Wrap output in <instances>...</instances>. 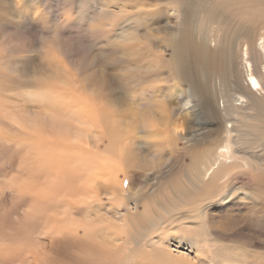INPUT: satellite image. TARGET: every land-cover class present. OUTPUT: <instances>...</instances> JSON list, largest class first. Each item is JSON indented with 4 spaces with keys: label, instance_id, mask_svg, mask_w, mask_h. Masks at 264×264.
Listing matches in <instances>:
<instances>
[{
    "label": "rangeland",
    "instance_id": "obj_1",
    "mask_svg": "<svg viewBox=\"0 0 264 264\" xmlns=\"http://www.w3.org/2000/svg\"><path fill=\"white\" fill-rule=\"evenodd\" d=\"M183 3L174 0L167 10L179 7L183 12ZM158 4L155 0H39L34 7L39 12L33 17L18 9L29 7L28 0H0V212L4 216L11 203L17 204L14 192L28 179L31 167L39 165L55 178L54 193L41 199L58 204L45 215L38 236L42 248L56 245L50 243L56 231L51 220L56 216L80 226L79 235L96 236L91 249L97 263L104 262L103 248L109 246L114 264H264V158H249L264 156V132L256 131L259 137L250 151L244 136L234 138L243 141L249 156L223 165L216 179L208 181L202 174V163L211 166L216 151L227 145V132L233 136L234 126L243 125L241 119L249 121L252 111L244 108L264 94L250 96L249 103L240 107L227 106L226 114L217 116L213 110L220 96L247 91L226 90L218 71L212 69L207 86L214 103L207 105L196 87L175 84L161 62L157 70L149 67L148 60L145 65L146 56L136 50L137 35L129 31L138 27L143 41L142 32H147ZM129 16L144 17L146 22L133 18L118 37L110 41L100 37H107ZM157 22L154 35L160 39L155 46L169 44L179 54L226 28L202 20L201 25L176 32L167 12ZM102 24L104 31L99 30ZM261 31L251 50L258 64L264 27ZM126 36L133 58L127 68L118 60H107L108 56L127 59L117 50ZM53 41L57 58L47 49ZM163 54L169 58V49ZM237 60L235 75L241 82L247 76L239 51ZM185 67L200 80L188 59ZM126 78L143 79L134 87L138 83L123 82ZM161 82L166 84L160 90H140ZM48 91L52 92L44 94ZM145 92L155 95L146 97ZM256 104L261 107L264 100ZM116 107L124 111L116 114ZM193 151L196 155L190 158ZM14 169L20 171L19 178L12 175ZM88 169L92 177L82 180L81 173ZM132 171L139 177L135 182ZM38 206L18 205L16 211L30 217ZM60 229L68 231L65 224ZM177 239L188 244L178 245ZM71 248V243L62 246L67 253ZM64 260L60 264H70Z\"/></svg>",
    "mask_w": 264,
    "mask_h": 264
},
{
    "label": "bare ground",
    "instance_id": "obj_2",
    "mask_svg": "<svg viewBox=\"0 0 264 264\" xmlns=\"http://www.w3.org/2000/svg\"><path fill=\"white\" fill-rule=\"evenodd\" d=\"M37 1L39 2V0H28L29 7L18 9L25 12L23 16L33 15L34 17L39 12L34 8L38 3ZM155 1L160 2V4L155 5L156 14L150 18L147 32H142L141 37H143V41L140 42V37H138V27H131V31H129L130 34L135 33L137 35V42L135 44L137 48L136 50L137 52H140L142 56H146L145 65L148 60L149 67H153L152 69L157 70V66L161 62L162 66L169 71L171 79L174 80L175 84L176 82L178 85L180 82H185L191 87H196L198 95L205 100L207 105L214 103L210 95V90L207 86L210 81V70L212 69L218 71L220 84L226 90L234 89L239 91L241 89L247 91V93L236 92L234 94L227 95L226 98L220 96V98L217 99V105H215L216 109L213 110L217 113V116L226 114L225 108L227 106L240 107L249 103L250 96H259L260 94H264V36H260L259 42L261 64L256 63L251 56V50L255 45L256 36L262 32L261 28L264 27V0H184L183 5H185V9L183 12L180 11L179 7H172L170 10H167L169 8L168 6H172L174 0ZM216 1H219L222 4L214 5ZM162 12H167L168 21L176 24V32H179L180 29L194 23L201 25L200 23L202 20L224 24L226 28L221 31L214 32L208 41H204L194 47L186 46L182 53L179 54L175 52L172 49L173 47L169 44L155 46L156 41L160 39L159 36L156 37L154 35V33H157L159 29L157 18ZM38 17H41V15ZM109 26L112 25L109 24ZM99 30H105L104 24L100 25ZM120 30L127 31V28L122 25ZM148 31H151L150 35L148 34ZM164 33L167 34L168 32L164 31ZM100 37L103 39L106 38L103 36ZM196 38L203 41L207 39V36L196 35ZM129 42L130 36H126L123 39L122 47L120 46L121 48L119 47L117 49L118 52L125 55L127 59L108 56L107 60L111 62L118 60L127 68L129 61H133V58L130 56L132 45H128ZM140 44L143 45L141 50L139 48V46H141ZM55 47L56 44L54 41L47 44V49H52L53 56L57 58L55 54L57 53ZM167 48L170 51L169 58H165V55L163 54ZM105 51L106 50L104 49L103 52ZM238 51L240 66L243 73H246L247 76V79L245 78V80H242L241 82H238L235 75V69L238 62ZM46 57L50 58V55H47ZM187 59L191 62L193 75L197 73V78L200 79L199 81H196L192 77L191 69L185 67ZM52 60L53 58H51V61ZM56 65L55 67H57ZM125 67L121 66L123 69ZM60 68L63 69L62 67ZM101 69L111 71L110 68H106L104 66H102ZM63 71L66 72L67 70L63 69ZM120 74L122 73L120 72ZM59 76L60 75L58 74V77ZM70 77L73 78V74H70ZM132 77L135 78V75ZM110 78H112V73L110 74ZM142 79L143 78H137L135 81L132 79L131 81H128L126 78L121 80L131 85H136L138 83L134 86L138 87L139 82ZM165 84V82L150 86H147L146 84V86L141 87L140 90H160L165 86ZM51 92L52 91H48L44 94ZM92 92H94L97 97L96 99H98V89L94 88L92 89ZM260 98L264 100V96L258 98L254 97L251 99L249 106L244 108L245 110L252 111V113L249 114V121L244 122L241 119L243 125L241 128L236 125L234 126L233 136L227 132V145H224L221 149L216 151V159L212 162L211 166L207 167L205 166V162L202 163V174L208 181L216 179L222 171L223 165L236 163L237 157L248 155V152L245 153L242 148V145L244 144L243 141L237 139L235 140L234 138L244 136L245 144L250 151L253 148V144L257 142V138L259 137V134L256 131L260 133L264 132V105L258 107L256 104V100ZM123 111V108H115L116 114ZM204 111H206V109ZM222 111L223 113H221ZM100 116H104L102 112H100ZM213 120L214 119H212V121ZM258 122L261 123L260 126H257ZM40 125H46V121ZM52 131L54 133V126H52ZM231 141L237 146V150H232L234 146ZM195 155L196 151H193L191 156L188 153L190 158H193ZM262 155H264V153ZM249 158L252 161H255L263 159L264 156L260 158L249 156ZM14 171L15 173L12 175L19 178L20 171L18 169H14ZM92 174L93 172L91 169L81 173L82 180H89L92 177ZM27 178L28 179L25 183L14 192L17 196L16 202L18 205L25 206L27 209H33L39 205L38 210L29 217L27 213L17 212L16 208L18 205L11 203L8 207L9 211L3 213L5 214L4 216L0 212V264H60L66 256H68V259L64 261H70V264H114L109 246L103 248L105 255L104 262L97 263L94 258V252L91 249L94 246L93 240L97 239L96 236L93 235L92 237H89L88 235H79L76 230L79 229L80 226L76 223H67L66 220H62L60 217L56 216L51 220V229L56 227V231H53L51 233L53 236L50 237V243H56V245L54 247L49 246L42 248V241L38 238V236L44 230L43 223L45 215L48 211L56 209L58 204L54 200L41 198L54 193L55 178L52 173L48 172L44 167L39 165L31 167ZM56 198L60 199L61 195L59 193L56 194ZM10 201H14L12 196H10ZM63 224L67 226V232L61 231L60 228ZM83 225L88 229L96 231L95 227L88 222L83 221ZM204 240H206V236H204ZM66 243H71L72 245L69 253L62 249L63 244ZM176 243L178 245L188 244V242L179 239L176 240ZM32 251L36 252L38 256L32 254ZM163 251H165V248H163Z\"/></svg>",
    "mask_w": 264,
    "mask_h": 264
},
{
    "label": "snow or ice",
    "instance_id": "obj_3",
    "mask_svg": "<svg viewBox=\"0 0 264 264\" xmlns=\"http://www.w3.org/2000/svg\"><path fill=\"white\" fill-rule=\"evenodd\" d=\"M223 6V5H221ZM135 19V20H138L140 21L141 23H144L146 22V18L144 17H140V16H129V17H125L123 19H121L114 27L113 29L111 30L110 34L106 37V40H112L113 38H116L119 36L120 32H121V26L124 25V24H127L129 22L130 19ZM104 42V41H102ZM144 95L146 97H150L152 95H155V92H145ZM130 175L133 177V182H135V180H138L139 177L138 175L135 173V171H132L130 172ZM128 182L125 181V184H127Z\"/></svg>",
    "mask_w": 264,
    "mask_h": 264
}]
</instances>
